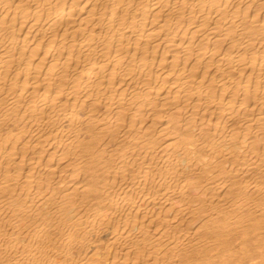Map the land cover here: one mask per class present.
I'll list each match as a JSON object with an SVG mask.
<instances>
[{
	"label": "bare ground",
	"instance_id": "1",
	"mask_svg": "<svg viewBox=\"0 0 264 264\" xmlns=\"http://www.w3.org/2000/svg\"><path fill=\"white\" fill-rule=\"evenodd\" d=\"M0 264H264V0H0Z\"/></svg>",
	"mask_w": 264,
	"mask_h": 264
}]
</instances>
